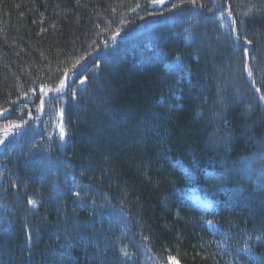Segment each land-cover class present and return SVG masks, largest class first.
<instances>
[{"label": "trees", "instance_id": "obj_1", "mask_svg": "<svg viewBox=\"0 0 264 264\" xmlns=\"http://www.w3.org/2000/svg\"><path fill=\"white\" fill-rule=\"evenodd\" d=\"M197 4L0 0V264L264 258V0ZM233 22L252 40L246 59ZM72 177L88 204L75 203Z\"/></svg>", "mask_w": 264, "mask_h": 264}, {"label": "snow or ice", "instance_id": "obj_2", "mask_svg": "<svg viewBox=\"0 0 264 264\" xmlns=\"http://www.w3.org/2000/svg\"><path fill=\"white\" fill-rule=\"evenodd\" d=\"M191 4L193 6H198V7H203V5H198L197 4V0H190ZM230 15V14H229ZM242 23V22H241ZM119 33H117L118 35ZM229 35L231 36L232 40H233V44H232V47L235 49V51L239 52L240 55H241V58H244L246 59L249 55V47H247V45H251L252 44V40H250L247 36H241L236 27L234 26V22H233V26H231V31L229 33ZM189 39L192 40V42L194 43L195 42V39L193 37H189ZM253 53H255V49H252ZM95 63V61H93ZM245 67L248 68V65L247 63H245ZM170 70L172 73L178 75L179 77V80L180 81H183L185 78H190L191 77V72L188 70L187 66L182 62L181 58L179 56H177L175 58V62H173L172 64H170ZM248 75L249 77H251L253 75L252 73V70L250 68H248ZM77 79H79V76L77 75ZM81 83H83L84 81L81 80L80 81ZM253 83H255V81H253ZM64 86V82L61 81V85L60 87H63ZM59 88H57L55 91L59 92ZM260 89H257V92H259ZM171 96H175V92H172L170 93ZM176 99H182V97H175ZM58 99V97H57ZM260 99L261 100H264V95L260 96ZM168 100V97H161V103H166ZM43 103V101L41 102V104ZM173 107H181V105H174ZM62 115V113H61ZM8 117H5V119H7ZM14 127H19V125H14ZM58 135L60 136V138L62 139L63 136H64V129H63V126L61 124L60 126V131L58 133ZM3 141L0 140V144H2ZM260 161L261 163L259 164L258 166V171L260 172V174L262 176H264V154H262L260 156ZM253 163L255 162H252V163H248L246 165V167L249 169V170H252L253 168ZM49 171H56L55 168H50ZM73 179V182L75 184V188H78V189H81V191H75L73 190L72 191V195H74L75 197H77V200L75 201V203L78 205V206H84L86 204L89 203V198L91 196V192L89 190V185L87 184H83L81 185V183L75 179V177H72ZM81 192H84V195H81ZM27 203L29 205H31V207L33 209H35L38 205H37V201L32 199V198H28L27 200ZM90 203L91 205H93V211L95 210V205H96V200L94 199H91L90 200ZM71 223L75 224L76 222L75 221H70ZM206 223H208L209 225H212V221H206ZM31 235L28 234L27 236V239L30 241L31 240ZM65 239V245L66 247L68 248H71L72 246V232L70 229H66V235L64 237ZM253 237L252 236H248V240H252ZM255 240L257 242H260L262 246H264V231H260V234L259 235H256L255 236ZM121 251L123 252V254L125 256L128 255V253L126 251H124L123 249H121ZM239 251L241 252H244V253H247L249 254V258L250 259H255V257L252 256V248L250 246H247V242H246V246L242 249H239ZM93 259H96L99 261V264H105L102 256L97 253L94 255ZM171 259V258H169ZM259 264H264V258H262L260 261H259Z\"/></svg>", "mask_w": 264, "mask_h": 264}, {"label": "rangeland", "instance_id": "obj_3", "mask_svg": "<svg viewBox=\"0 0 264 264\" xmlns=\"http://www.w3.org/2000/svg\"><path fill=\"white\" fill-rule=\"evenodd\" d=\"M48 92V91H47ZM194 201L196 207H200L201 210L210 211L213 209L215 203L207 195L199 194L196 191H192L189 196ZM172 264H179L174 262Z\"/></svg>", "mask_w": 264, "mask_h": 264}, {"label": "water", "instance_id": "obj_4", "mask_svg": "<svg viewBox=\"0 0 264 264\" xmlns=\"http://www.w3.org/2000/svg\"><path fill=\"white\" fill-rule=\"evenodd\" d=\"M161 4H162V3L159 2V3L153 4L152 7L157 6V5H161Z\"/></svg>", "mask_w": 264, "mask_h": 264}, {"label": "bare ground", "instance_id": "obj_5", "mask_svg": "<svg viewBox=\"0 0 264 264\" xmlns=\"http://www.w3.org/2000/svg\"><path fill=\"white\" fill-rule=\"evenodd\" d=\"M57 111V110H56Z\"/></svg>", "mask_w": 264, "mask_h": 264}]
</instances>
